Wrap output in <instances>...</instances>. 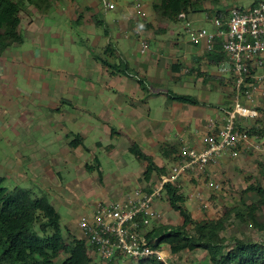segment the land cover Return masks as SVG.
Segmentation results:
<instances>
[{
	"label": "rangeland",
	"instance_id": "rangeland-1",
	"mask_svg": "<svg viewBox=\"0 0 264 264\" xmlns=\"http://www.w3.org/2000/svg\"><path fill=\"white\" fill-rule=\"evenodd\" d=\"M111 1L116 4L114 9L104 8L102 0H41L40 7L22 1L20 28L23 43L13 45L0 55V176L5 178L3 185L10 189L29 188L34 197L46 196L61 214L65 243L71 246L74 239H84L92 258L91 264H158L160 260L156 259L136 261L121 256L112 260L103 258L83 235L78 221L85 213L92 212L102 197L110 194V201L118 199L115 195L117 190H154L161 184L162 176L171 173L177 162L175 157L166 163L165 174L153 172L150 180H147L144 175L147 162L137 159L124 147V141H120L118 136L111 140L101 123L97 124L89 114L82 112V107L75 105L68 89L75 79L89 81L94 55L100 56L98 59L101 62L107 60L114 65L120 64L118 52L114 55L106 52L107 46L118 51L113 42L122 51L141 55L138 31L149 36L150 41H163L171 38V29L175 28L173 30L178 33L176 36L186 42L190 41V31L201 25L203 27L204 24L194 22L189 29L185 28V23L176 24L177 21L169 20L155 9L154 5L160 0ZM198 1L203 4L206 0ZM209 1L216 4L219 0ZM225 1L229 5L245 9L251 7L256 0ZM146 2V13L151 12L149 19L137 22L131 20V17L135 18L131 12L134 13L138 5L140 7ZM141 8L143 10V5ZM206 15V12L202 13L204 19ZM121 20L127 21L130 28L125 33L120 31ZM210 25L212 23L206 20L204 26L209 28ZM134 27L139 30L136 31ZM111 29L116 32L114 38L111 36ZM150 49H156L154 42ZM100 61L96 63L101 66ZM120 67L125 68L122 64ZM107 70L117 72V69L113 70L109 66ZM130 72L133 73V70ZM91 77L95 83L100 84L101 81H106V71L98 68L93 70ZM153 87V93L156 94L143 90H140V94L149 101L153 109L152 116L157 119L153 125L158 126L165 118L164 112L168 110L167 102L170 98L166 92L173 90L174 93L188 94L191 91L172 81ZM104 89L105 92L101 95L105 99L115 93ZM75 98L77 101L84 100L86 109H100L98 101L92 102L91 94L85 89L82 94H76ZM64 99L71 101L72 105L65 103ZM131 101L129 97L120 96L123 105L130 104ZM259 108L262 114L258 118L259 122L242 123L247 129L253 126L264 128V104ZM114 117H119V114L115 113ZM92 124L94 125L90 130ZM111 126L118 128V122L111 123ZM79 134L81 145L71 146V142ZM118 141L122 146L119 144L117 151L111 150L112 145L107 143ZM249 150L242 151H247L245 153L249 155V160L244 161L241 167H232L228 161L225 163L226 171L220 168L216 170L214 167V170L210 169V176L207 178L203 174H188L178 181L187 197L189 205L186 202V206L197 221L226 217V229L222 234L227 238L228 246L235 244L236 240L264 243V229L258 226L260 223L264 226L263 208L259 207L257 220L250 218L248 213L241 220L232 212L237 207L245 211L249 204L258 206L260 196L256 191H246V188L250 184L264 187V151L258 153L254 151L256 149ZM90 166L92 170L89 169ZM119 173L129 174V184L117 181L120 180ZM214 180L220 183V189L209 186L210 181ZM193 192L197 196L194 195L192 201L189 198ZM157 200L161 217L148 226L147 234L155 226L180 225L183 222L180 213L171 207L164 189ZM160 248L166 254L165 264H210L208 251L202 248L186 249L176 254L172 253L167 244ZM68 256L67 251H61L54 259V264H62Z\"/></svg>",
	"mask_w": 264,
	"mask_h": 264
},
{
	"label": "crops",
	"instance_id": "crops-1",
	"mask_svg": "<svg viewBox=\"0 0 264 264\" xmlns=\"http://www.w3.org/2000/svg\"><path fill=\"white\" fill-rule=\"evenodd\" d=\"M257 1L258 0L255 2ZM145 4H147V2L142 4L143 10H141V13H138L136 10L134 13L131 12L134 14L133 17H135H131V20L133 19L137 22L140 19V21H144V19L147 18L149 19V14L151 12L146 13ZM235 6L238 7L237 5H229L225 0H219L216 4H212L209 0L203 1V4L198 1L195 8L189 13H182L183 16H179L176 24L185 23V28L189 29L190 25H194L195 23H203L205 25L207 20L212 23L209 28L213 29L214 24L211 21V17L226 18L229 15L230 9ZM203 12L207 13L206 20L202 17ZM136 16L138 19H136ZM146 21L149 22L150 20ZM107 25H109V23H107ZM204 25L203 27H205ZM200 28H202V25ZM113 29L118 31L114 26ZM113 29H111L112 38H114L116 33ZM128 29L130 28L127 21L123 20L120 29L121 33H125ZM134 29H137V27H134ZM173 29H171V38L163 41L159 39H152V41H150L149 39L151 38H148L149 36H144V32H140L138 31L139 29H137L136 31L139 32L138 34L140 36L141 55L122 51L120 47L114 44L111 38L110 43L113 42V45L118 50L116 52L114 50L112 55L117 52L119 53L118 57H120V64H122V67H127V73H123L119 70H117V72L108 71L107 66L98 59L100 56L94 55L92 56V63L94 66L93 69L89 71V81L84 82L83 80L75 79L73 80V85L69 86L68 89L73 100H75V105L82 107V112L89 114V117L94 119L97 124L101 123L102 128L109 134L111 140L118 136L120 141H124V147L128 148V150L132 142H136L146 154L153 157L155 163L160 167H165L166 163L173 157H175L174 160L178 161V156L184 146L198 149L205 146L206 137L210 132L208 120L214 118L218 124L224 122L223 108L230 104L234 91L232 74L220 71L222 65L228 64L227 57L222 49L221 40L217 41L213 51H207L203 45H194L190 41L182 42L180 36H176L178 35L177 31ZM144 41H147L148 48L142 51ZM167 41H169V43H166ZM152 42L155 43V50L150 49ZM160 42H162L161 45ZM90 54L92 55V53ZM97 60L100 61L101 66L96 63L98 62ZM98 68L104 69L107 75L106 81H101L100 84L95 83L91 77L93 70L96 71ZM130 70H133L134 74L130 72ZM140 80H143L144 84H141ZM171 81L176 84H181L182 88L190 90L191 92L187 95L196 97L198 103L192 104L175 100L171 98L170 93H168L174 91L168 90L166 95L170 99L167 102L168 110L164 112L165 118L161 121L160 125L154 126L153 123L156 122L157 119L152 116L153 109L150 107L149 101L143 97L144 95L140 94V90L153 95L156 94L153 93V86ZM104 88L109 91L113 90L116 94L114 93L111 97L108 95L105 99L101 95L105 92ZM84 89L91 94L92 98L90 100L92 102L98 101L97 106H100L99 111L95 109V111L86 109V107H84V100H76V94H82ZM195 92H197V94ZM178 94L185 93L179 92ZM121 95L129 97L132 100L130 104L123 105L120 102ZM254 98L255 101L252 102L251 106L258 109L259 115L262 116L259 107L262 103L264 104V82L254 91ZM245 101L247 102V100ZM65 103L72 105L71 101L65 100ZM115 113H118L119 117H114ZM258 118L251 122L255 123ZM110 122L112 124L118 122V128L112 127ZM93 125L94 124L90 126V130L93 128ZM87 132H89V130ZM80 134L79 136L82 135ZM82 136H84V138L86 137L85 134ZM50 143H52V141ZM253 143L254 146L250 147V150L251 148L256 149L254 151H258V153L264 151V135H254ZM107 144L112 145L111 150L113 151H117L119 144L122 146L119 141ZM257 145L259 147H257ZM246 150L248 151V149ZM247 151L242 152V154L240 153L237 157H225L218 166L213 165L210 169L215 167L216 170L220 168L226 171L225 163H228V161L229 165L232 167L237 165L241 167L244 161L247 162V160H249V155L245 153ZM122 167H120V170H122ZM128 177L129 174L127 173L126 175L119 173L118 179L120 180L117 181H119V183L124 182L129 184L130 181ZM130 177L133 176L130 175ZM177 186L180 188L178 182ZM138 189L139 188H137V190ZM191 189L193 191V188ZM135 191L136 190L124 192L122 190H117L115 191V195L118 199L115 201L126 200L133 196ZM194 195L197 196L194 192L190 194L189 199L193 201ZM109 196L111 195L108 194L105 198L102 197L100 202H114V200H109ZM158 201L159 200H156V208L158 207Z\"/></svg>",
	"mask_w": 264,
	"mask_h": 264
},
{
	"label": "trees",
	"instance_id": "trees-1",
	"mask_svg": "<svg viewBox=\"0 0 264 264\" xmlns=\"http://www.w3.org/2000/svg\"><path fill=\"white\" fill-rule=\"evenodd\" d=\"M22 1L0 0V55L13 45L23 43L20 28ZM25 1L41 6V0ZM197 3L198 0H160L154 7L169 20L177 21L180 14L189 13ZM106 52L113 54L114 49L107 46ZM102 62L123 73L128 71L127 67L121 68V64L114 65L107 60ZM140 83L144 84L143 80ZM170 96L181 102L198 103L197 98L191 95L171 92ZM250 133L264 135V128L253 126ZM80 137L77 135L71 146L81 145ZM129 151L140 161L147 162L144 172L147 180H150L153 172L166 173L165 167L158 166L153 157L146 154L136 142H132ZM89 169L92 170V167ZM4 180L0 176V264H54V259L61 251L69 253L62 264H91L92 258L84 239H74L71 246L65 243L61 214L46 196L34 197L29 188L10 189L3 185ZM164 189L171 207L180 213L183 222L180 225L161 224L153 227L147 234L152 245L160 247L167 244L175 254L186 249L202 248L208 251L210 264H264V243L236 240L235 244L228 246L227 238L222 234L226 229L225 216L197 221L186 206V197L177 185L168 182ZM246 191L258 193L259 205H246V212L240 207L233 208L232 212L241 220L247 213L250 218L257 220L258 210L264 209V187L250 184ZM258 226L264 229L261 223ZM158 264L165 263L160 261Z\"/></svg>",
	"mask_w": 264,
	"mask_h": 264
},
{
	"label": "built area",
	"instance_id": "built-area-1",
	"mask_svg": "<svg viewBox=\"0 0 264 264\" xmlns=\"http://www.w3.org/2000/svg\"><path fill=\"white\" fill-rule=\"evenodd\" d=\"M102 2L106 9L116 7L111 0ZM141 10L138 5V13ZM211 21L213 29L191 30L190 42L213 51L217 41L221 40L228 64L222 65L220 71L231 73L234 81L231 102L223 108L224 122L218 124L210 118L205 146L201 149L184 146L171 173L163 175L161 184L154 190L138 189L126 200L100 202L92 212L80 217L78 224L83 235L107 260L121 256L136 261L155 258L167 263L164 250L152 245L147 237L148 226L161 217L156 200L165 183L177 185L179 179L188 174H203L207 178L210 166L218 165L225 157H237L254 146V135L242 123L260 116L251 104L255 101L254 91L264 82V0L245 9L232 7L226 18L211 17ZM142 46L145 51L147 41ZM209 186L216 190L221 187L215 180L210 181Z\"/></svg>",
	"mask_w": 264,
	"mask_h": 264
}]
</instances>
